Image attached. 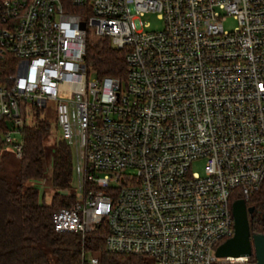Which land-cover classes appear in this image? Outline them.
I'll use <instances>...</instances> for the list:
<instances>
[{
  "label": "built area",
  "instance_id": "2783aa9c",
  "mask_svg": "<svg viewBox=\"0 0 264 264\" xmlns=\"http://www.w3.org/2000/svg\"><path fill=\"white\" fill-rule=\"evenodd\" d=\"M69 1L82 13L0 0L1 143L21 156L29 105L52 111L71 148L61 192L74 199L52 213L53 229L83 239L105 227L117 264L248 262L215 250L234 233L233 198L264 180V0ZM147 12L161 29H144ZM89 34L125 50L123 77L86 68Z\"/></svg>",
  "mask_w": 264,
  "mask_h": 264
},
{
  "label": "trees",
  "instance_id": "16d2710c",
  "mask_svg": "<svg viewBox=\"0 0 264 264\" xmlns=\"http://www.w3.org/2000/svg\"><path fill=\"white\" fill-rule=\"evenodd\" d=\"M65 10L82 13V6L63 0ZM124 49L111 46L108 38L87 35L84 64L99 77H123L126 71ZM49 124L37 119L25 125L21 131L22 153L15 168L9 172L0 160V264H82L81 250L88 249L98 256L103 264H117L116 256L103 249L105 227L86 235L57 232L51 222L52 213L59 207L73 202V195L61 191L70 188L72 180V153L62 139L51 148L49 202L39 185L45 179V136ZM8 128L6 120H0L1 134ZM13 153L1 143L0 158ZM239 199L234 197L233 200ZM250 207L248 224L252 233L264 231V180L245 201Z\"/></svg>",
  "mask_w": 264,
  "mask_h": 264
},
{
  "label": "rangeland",
  "instance_id": "374dc122",
  "mask_svg": "<svg viewBox=\"0 0 264 264\" xmlns=\"http://www.w3.org/2000/svg\"><path fill=\"white\" fill-rule=\"evenodd\" d=\"M141 21H142V24L145 30L161 29L164 24L163 19L159 16L157 12L145 13L143 16H141ZM236 25H237V22L232 16H227L223 20V27L226 30H231ZM28 112H29L28 114L29 119H28L27 125L34 124L35 120L37 119H45L47 123L49 124L48 133L45 136L46 154L44 157V166H45L44 176L46 180L41 179L38 183L39 185H41L42 191H44V193L47 192L45 195V201L49 202L50 196H51V193L50 192L48 193V191L50 190V186L48 182L49 175H50V161H51V148L50 147L56 140H60L59 133L54 123L53 113L51 110H48V109L47 110L46 109L45 110H38V109L32 110L30 109L28 105ZM17 159H19V157H17L14 153H9V154L5 153L4 157L0 158L1 163H3V165L9 172H12L14 170ZM203 166H204V159L202 158L197 159L192 162L191 170L201 174L203 173ZM72 190L73 189H71V191Z\"/></svg>",
  "mask_w": 264,
  "mask_h": 264
},
{
  "label": "water",
  "instance_id": "95a60500",
  "mask_svg": "<svg viewBox=\"0 0 264 264\" xmlns=\"http://www.w3.org/2000/svg\"><path fill=\"white\" fill-rule=\"evenodd\" d=\"M80 26L84 28V22H81ZM250 209V207L246 206L244 199H236L232 202L234 233L217 246L215 254L218 257L250 256L252 254V245L254 261L220 264H264V234H250L248 224V212Z\"/></svg>",
  "mask_w": 264,
  "mask_h": 264
},
{
  "label": "flooded vegetation",
  "instance_id": "af4514ba",
  "mask_svg": "<svg viewBox=\"0 0 264 264\" xmlns=\"http://www.w3.org/2000/svg\"><path fill=\"white\" fill-rule=\"evenodd\" d=\"M249 231H250V229H249ZM251 233L252 232L250 231V234ZM260 234H264V231L260 232ZM251 249H252V254L250 255V258H249V261L248 262H253L254 261V251H253L252 245H251Z\"/></svg>",
  "mask_w": 264,
  "mask_h": 264
}]
</instances>
